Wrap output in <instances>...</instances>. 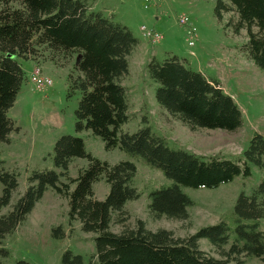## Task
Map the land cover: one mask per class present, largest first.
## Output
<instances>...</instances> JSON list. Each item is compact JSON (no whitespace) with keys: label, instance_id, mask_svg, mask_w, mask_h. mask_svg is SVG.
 I'll return each instance as SVG.
<instances>
[{"label":"trees","instance_id":"obj_1","mask_svg":"<svg viewBox=\"0 0 264 264\" xmlns=\"http://www.w3.org/2000/svg\"><path fill=\"white\" fill-rule=\"evenodd\" d=\"M91 1L0 0V142H9L15 130L8 112L26 81L18 60L66 67L77 59L69 77L72 92L81 93L77 131L100 137L107 150L120 149L142 157L174 182L150 193L149 212L154 218H189L188 209L194 202L183 187L215 189L237 177L250 178L253 167L264 172V136L260 134L253 136L240 159L232 160L171 148L149 125L135 133L125 131L130 121V97L124 80L130 72V57L140 42L126 26L92 11ZM214 1L219 20L233 14L228 26L236 34L247 32L246 55L264 69V0ZM147 73L158 84L157 103L191 129L233 132L241 128L242 111L218 80L191 69L176 56L164 61L151 59ZM76 158L89 163L77 178L62 183L61 175L68 173L35 171L27 191L14 206L11 202L19 187V173L7 169L0 160V212L11 207L0 215V264L10 256L5 238L25 222L49 188L68 200L71 219L80 221L85 233L96 235V252L90 264H230L241 262L243 256L264 264V179L250 194L242 192L237 198L234 229L222 221L179 238L164 229L150 231L142 220H136L132 227L127 224L130 216L125 206L140 198L134 163L110 164L87 151L83 139L62 136L54 146L55 166L67 172ZM100 181L110 187L102 201L94 192V185ZM113 222L124 227L121 233L111 231ZM53 235L63 238L62 228H56ZM202 239L209 240L222 259L202 251ZM62 262L84 264V259L66 252Z\"/></svg>","mask_w":264,"mask_h":264},{"label":"rangeland","instance_id":"obj_2","mask_svg":"<svg viewBox=\"0 0 264 264\" xmlns=\"http://www.w3.org/2000/svg\"><path fill=\"white\" fill-rule=\"evenodd\" d=\"M90 6L92 11L100 12L113 22L126 26L139 40L140 49L145 52L143 54L140 51V54L130 59V72L124 80L130 97V121L124 126L125 131L135 133L149 125L155 134L167 140L171 148L232 160L240 159L255 134L264 136V69L258 68L246 55L247 32L243 30L236 34L228 26L233 14L219 20L215 14L214 0H92ZM182 15L188 16L189 24L197 30L198 41L193 47L188 45L187 27L179 23ZM142 26L159 32L164 39L158 44H152L143 36ZM149 56L159 61L176 56L191 69L218 80L234 96L242 111L241 128L233 132L193 130L167 113L156 100L158 84L147 73ZM18 61L26 73V81L17 101L8 112L15 130L9 142H0V160L5 162L7 169L19 173V187L13 193L12 206L27 191L29 178L35 171L68 173L60 177L62 183H68L88 167V161L82 158L74 159L67 172L55 166L53 151L56 142L62 136L71 135L83 139L87 151L102 161L110 164L129 161L136 165L135 186L140 198L125 206L130 216L127 223L129 226H134L136 220H142L150 231L164 229L172 231L179 238L194 235L200 229L222 221L234 229L233 212L237 198L242 192H252L264 179L263 171L253 167L250 178L237 177L233 182L215 189L183 187L194 202L188 209L189 218L156 219L149 212L150 193L169 187L174 182L142 157L120 149L107 150L100 137L90 131H77L76 111L81 93L72 92L69 79L75 71L77 59L66 67L48 61L36 65L32 60L20 58ZM36 67L52 80V85L43 91L36 90L30 80ZM2 190L0 186V197ZM109 191L110 187L105 181L94 185L98 200H105ZM10 210L11 207H8L0 215ZM261 226L264 229V221ZM58 227L64 233L61 239L53 235ZM123 229L116 222L111 225V231L115 233H121ZM95 236L93 233H85L80 221L71 219L68 200L49 188L25 222L5 238L4 246L10 251V256L2 262L62 264L64 254L71 252L82 256L84 264H90L96 252ZM199 246L214 258L222 259L209 240H200ZM239 261L230 264H262L257 258L246 256Z\"/></svg>","mask_w":264,"mask_h":264},{"label":"built area","instance_id":"obj_3","mask_svg":"<svg viewBox=\"0 0 264 264\" xmlns=\"http://www.w3.org/2000/svg\"><path fill=\"white\" fill-rule=\"evenodd\" d=\"M179 23L182 26L187 27L188 45L190 47L195 46V43L198 41V33L196 28L193 27V25L189 24L188 16H180ZM141 31L143 33V36L152 44H158L164 39V36L162 34L153 30H149L145 26L141 27ZM30 80L38 91H43L44 89L52 85V80L44 76L42 70L39 67H36L33 70Z\"/></svg>","mask_w":264,"mask_h":264},{"label":"crops","instance_id":"obj_4","mask_svg":"<svg viewBox=\"0 0 264 264\" xmlns=\"http://www.w3.org/2000/svg\"><path fill=\"white\" fill-rule=\"evenodd\" d=\"M140 51L141 52H143L142 51V49H140V47L138 46L137 47V49L135 50V52L133 53V55L130 57V59H132V57L134 56V55H136V54H140ZM143 54H145V52H143ZM149 54V53H148ZM151 60V58H150V56H149V59H148V61H147V63H146V65L148 64V62ZM33 61V60H32ZM34 62V61H33ZM35 65L37 64L36 62L34 63ZM201 72V71H200ZM203 73V72H202ZM204 74V73H203ZM205 75V74H204ZM207 77V76H206ZM222 87H223V89L225 90V92L227 93V94H229L230 96H232L233 97V99H234V96L229 92V91H227L226 89H225V87L222 85Z\"/></svg>","mask_w":264,"mask_h":264}]
</instances>
